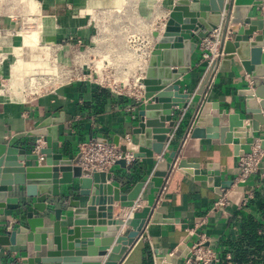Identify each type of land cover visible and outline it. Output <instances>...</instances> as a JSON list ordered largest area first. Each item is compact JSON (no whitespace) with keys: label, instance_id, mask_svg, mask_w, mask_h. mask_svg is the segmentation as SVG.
<instances>
[{"label":"water","instance_id":"water-1","mask_svg":"<svg viewBox=\"0 0 264 264\" xmlns=\"http://www.w3.org/2000/svg\"><path fill=\"white\" fill-rule=\"evenodd\" d=\"M252 6L256 7L254 20L248 17ZM263 6L264 0L176 1L151 52L142 82L146 103L138 112V125L133 130L140 147L160 157L174 147L175 138L183 128L179 120L182 112L175 106L186 109L192 101L188 93L181 91L178 81L191 71L197 41L220 31L225 56L220 65L216 63L207 71L197 91L200 102L188 124L184 141L187 144L168 154L170 161L165 169L152 173L148 182L155 188L163 190L165 179L174 169L189 174L197 183L215 188V178L221 176L220 166L191 161L200 157L202 140H210L213 145H232L236 157L251 152L250 140L255 135L262 139L264 148ZM256 32L259 36L250 42ZM232 63L251 82V86L239 92L244 99L240 106L226 107L225 104H231L229 100L225 104L205 101L216 73L230 72ZM64 121L63 116L47 118L27 131V137H40L46 143L41 150L42 162L26 148L0 143V224L7 225L0 236V246L24 247L20 256L12 258L9 264H120L144 234L148 222L172 224L175 220L151 208L144 209L145 218L139 212L126 220L114 218V204L132 208L148 182L136 183L125 194L116 186L115 174L89 172L78 165L79 155L68 158L55 153L59 125ZM115 144H120L119 138ZM146 156V153H134L136 159ZM116 165L127 168L124 159ZM233 184V181L223 182L215 191L223 196ZM61 186L69 189L62 192ZM17 194H23L27 201L21 202ZM123 225L131 230L120 236L118 232ZM203 229L195 231V235L205 234L209 238ZM192 241L193 236L189 235L174 252L165 256L156 253L155 264H173L174 257L182 258L186 264L192 258L190 246L195 242ZM0 264H3L1 258Z\"/></svg>","mask_w":264,"mask_h":264},{"label":"crops","instance_id":"crops-1","mask_svg":"<svg viewBox=\"0 0 264 264\" xmlns=\"http://www.w3.org/2000/svg\"><path fill=\"white\" fill-rule=\"evenodd\" d=\"M29 1L32 2V0ZM33 1L37 7L35 17H40V27L35 34L22 32L21 28L28 20L27 17L18 12L0 13V76L2 77L10 78L13 67L18 62L25 66L31 65V45L35 44L36 38L42 42L56 44L66 43L70 38L81 39L87 46H93V52L98 56L102 53L105 57L104 61H116L115 51H119L118 55L123 58L127 49L123 44L120 48H115L110 44L113 41L111 39L108 41L110 43L106 45L97 37V29L92 23L94 18L100 21V17L96 13L108 14L113 18L121 6L128 8L130 5L139 3L140 14L145 18L152 17V14L149 13V6L153 0ZM176 1L165 0L164 9L153 17L158 18L157 20L162 26L161 29L165 27V22ZM124 3L125 5H123ZM255 9L256 7L252 6L248 14V17L253 20L257 17ZM262 10H264V6ZM116 31L119 32L115 29L112 33H116ZM142 32L149 40H153L154 30L153 33L152 31L148 33L145 28ZM218 33L220 34V31H217ZM259 34V32L254 33L250 42H254L255 37ZM228 35L231 34L228 33ZM32 36H36V38L33 39ZM95 40H98L97 47L94 46ZM197 42L200 43L199 40ZM262 45L264 52V42ZM64 51H67V48ZM128 59L130 61L129 71L132 74L136 63L134 59ZM206 73V66L201 63V53L197 47L192 55L191 71L178 81L181 91L188 93L192 101L186 109L181 105L175 106L177 111L182 112L179 120L183 124V128L175 138L174 147L169 148L162 158L152 151L140 147L137 137L133 135V130L138 125V112L143 106L137 112H132L130 111L134 105L132 99L117 96L109 89L86 82L70 83L60 87L54 93L45 94L32 100L30 95L26 102H8L5 97L1 96L0 143L26 148L29 153H32V147L37 138L27 137V131L34 129L47 118L60 119L61 116L65 121L59 125V141L54 143V151L62 153L68 158H75L78 155V147L82 142L93 139L107 140L109 143L115 144L116 138H119L121 142L126 135H131L135 145L132 150L135 153H146L147 156L136 159L132 164H128L127 168L115 165L110 171L117 176L116 186L126 194L136 183L148 182L154 170L165 169L166 164L170 161L168 154L173 149L187 144V141L185 143L184 141L189 129L188 124L198 108L200 96L197 91ZM249 86H251L249 76L242 70H237L235 63H232L230 72L218 71L216 73L205 101L225 104L229 100L231 104H225L226 107L237 108L244 100L239 96V92ZM258 102H260V98H258ZM262 132H264V127ZM257 136L255 135V137ZM235 142L237 141L235 140ZM200 150V157L191 159V161H199L204 165L214 163L220 166L221 176L215 178V188L218 189L223 182L234 181L238 175L240 157L234 156L232 145H213L210 140H202ZM107 183L109 184V182ZM260 187L261 178L258 175L252 176L245 184H233L224 193L230 204L217 209L215 203L221 198V195L215 191V188L195 182L192 176L182 170H173L169 178L165 179L163 190L155 188L151 182H148L139 199L140 203L148 206L138 211L141 213L140 217L145 218L144 209L151 208L161 212L165 218L174 219L175 222L172 224L148 222L144 234L131 246L120 264H155L156 253L158 256H165L174 252L189 235L193 236V241L197 240L199 237L195 235V231L202 227L204 228L202 232L209 236L210 245L218 252V255L221 258L225 256L226 260L230 255L232 260L229 246L241 239V229L245 221L253 217L264 226V213L260 212L256 204L250 203L248 206H242V201L251 193L254 197L255 191ZM67 188L69 189L67 186H61L62 192ZM19 197L21 202L27 201L23 194ZM113 216L122 220L133 218L131 210L122 208L117 202L114 204ZM5 228L7 225L0 224V236L4 234ZM130 230L131 228L123 225L118 234L122 236ZM114 246L115 244L111 248ZM0 249V258L3 260V264H9L12 258L20 256V251L24 247L0 246ZM173 264H184V260L174 257Z\"/></svg>","mask_w":264,"mask_h":264},{"label":"built area","instance_id":"built-area-1","mask_svg":"<svg viewBox=\"0 0 264 264\" xmlns=\"http://www.w3.org/2000/svg\"><path fill=\"white\" fill-rule=\"evenodd\" d=\"M32 2L34 1L32 0ZM35 15L36 14L34 13L31 14V18H28L26 23L23 24L21 28L23 33L30 34L37 32V27L40 25V17H35ZM164 28H160L159 31H154L153 40H149V38L141 31L135 32L137 34H132L131 31L127 32V42L126 45L124 44L127 49V53L123 57V65L127 70L125 73L126 77L120 79L116 78L113 74H111V72L100 73L95 71L94 74H86L82 77L79 75L76 81L94 84L101 88L109 89L117 96L132 99L134 101V105L130 108V111L137 112V110L146 103L145 86L142 82L145 79L151 52L158 39L163 34ZM97 29H99L98 26ZM97 41L98 40H95V47L98 45ZM65 48H67V51H64ZM198 48L201 53V63L206 66L207 71L216 63L220 65L225 56L221 47V37L219 33L217 34V31L206 39L200 40ZM33 51H37L39 53L49 52L50 54L55 53L56 51L73 52L76 63L83 66V64H85V54L89 53V46L84 44L81 39L76 40L75 38H70L63 44L46 42L33 44L31 45V54ZM95 56H98V54H95ZM128 58L134 59L136 67H138L132 74L130 73L131 71H129L128 64L130 61ZM105 62L108 66L114 64L108 60ZM91 63L95 66L98 65L96 59L92 60ZM0 84L4 88L6 87L5 79L2 76H0ZM25 85L31 91V77L27 79ZM134 146V141L131 135H126L119 145L109 142L104 144L93 139L82 142L78 147V165L89 172L110 173L119 160L124 159L127 165L132 164L136 160L134 157L135 152L132 150V147ZM45 147L46 143L44 139L40 137L37 138L33 144L32 153L39 156L40 162L44 160V155L41 154V150ZM123 147H125V150ZM159 158L162 157L159 156ZM255 175L260 176L261 180L264 179V148H262V139L259 136L254 137L251 141V152L240 156L238 161V175L234 179L233 183L234 185L245 184L252 176ZM252 198L253 194L251 193L249 197L242 201V206H246L248 201ZM229 204L230 201L227 195H223L215 203V208H224ZM144 205L145 204L140 203V201H137L135 205L130 208L131 216H134L136 212L148 206L147 204L146 206ZM209 243L210 239L205 234L201 235L199 239L195 241L192 246H190L192 258L188 259L186 264H220L222 259L218 255V252L210 245L206 247ZM227 260L228 264H235L231 261L230 255L227 256Z\"/></svg>","mask_w":264,"mask_h":264},{"label":"rangeland","instance_id":"rangeland-1","mask_svg":"<svg viewBox=\"0 0 264 264\" xmlns=\"http://www.w3.org/2000/svg\"><path fill=\"white\" fill-rule=\"evenodd\" d=\"M164 1L165 0H153L150 2L151 6H149V13L152 14L151 18H145L140 14L139 3L133 4L132 6L130 5L128 8H122L121 6V9L117 10L116 15H114L115 17L113 18L108 14L100 15L96 13V15L100 17V21H98L97 18H94L97 21L93 19L92 23L95 25L96 29L97 26L99 28L97 29V37H99V39L106 45L110 43L108 41L111 39L113 41H111L110 44L115 48H120L122 44L126 45V35L128 34V31H131L132 34H137L135 33L137 31L142 32L145 28L148 33L151 31L153 33V30L159 31L162 27L161 24H159L160 21L157 20L158 18L153 17L164 9ZM123 5H125V3ZM36 11V5L33 4V2H29V0H0V13L18 12L27 18H31V14H36ZM39 27L40 26L37 28ZM114 28L119 32L116 31V33H112V31L115 30ZM32 34L35 33L33 32L31 35ZM32 38L34 39L36 36H32ZM40 42L42 41H39V38H36L35 44ZM92 48L93 46L90 45L89 53L85 54V64H83V66L76 63L73 52L56 51L55 53L50 54L49 52L39 53L33 51L31 55V65H24L25 70L23 69L24 73L22 76H19V71L16 70V73H13L10 78L3 77L5 79L6 87L4 88L0 84V97H5L8 102H26L29 100L30 95L32 100L45 94L54 93L60 87L70 83H85L82 81H76V79L79 75L82 77L86 74H94L95 71L100 73L111 72L116 78L120 79L126 77L125 73L127 70L123 65L124 59L121 55H118L119 51H115L114 53L117 60L111 61L112 63H115L108 66L104 61V55L100 53L99 57L95 56L96 53L93 52ZM66 59H68V61H65ZM95 59L98 64L96 66L91 63L92 60ZM137 68L138 67H134V71ZM29 77H31V91L25 85Z\"/></svg>","mask_w":264,"mask_h":264},{"label":"trees","instance_id":"trees-1","mask_svg":"<svg viewBox=\"0 0 264 264\" xmlns=\"http://www.w3.org/2000/svg\"><path fill=\"white\" fill-rule=\"evenodd\" d=\"M264 179L261 187L255 191L253 199L247 206L256 204L261 213H264ZM229 252L232 254V262L238 264H264V226L255 218L250 217L245 221L241 229V239L237 243H231ZM221 264H228L225 256L221 258Z\"/></svg>","mask_w":264,"mask_h":264},{"label":"bare ground","instance_id":"bare-ground-1","mask_svg":"<svg viewBox=\"0 0 264 264\" xmlns=\"http://www.w3.org/2000/svg\"><path fill=\"white\" fill-rule=\"evenodd\" d=\"M30 2V1H29ZM25 22V21H24ZM163 31H164V29H163ZM25 70V68H24V64L23 63H20V62H18V63H16L15 65H14V67H13V72H12V75H13V73H16V70H18L19 71V76L21 75L22 76V74L24 73V70Z\"/></svg>","mask_w":264,"mask_h":264}]
</instances>
